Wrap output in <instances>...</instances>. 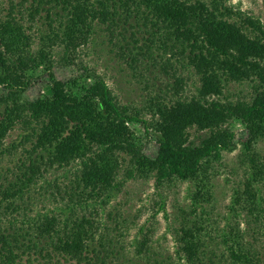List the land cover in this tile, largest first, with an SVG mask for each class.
Returning <instances> with one entry per match:
<instances>
[{
  "label": "trees",
  "instance_id": "obj_1",
  "mask_svg": "<svg viewBox=\"0 0 264 264\" xmlns=\"http://www.w3.org/2000/svg\"><path fill=\"white\" fill-rule=\"evenodd\" d=\"M33 2L28 22L47 23L37 42L24 20L12 16L14 8L0 19V151L16 130L21 143L30 144L13 180L0 184V217L1 209L19 210L14 202H24L47 175L62 172L70 179L54 181L52 212L9 229L0 225V264H16L28 251L107 264L113 241L102 213L126 181L149 178L157 187L179 181L195 188L191 210L182 212L174 230L175 258L162 264H264V157L255 149L264 143V24L227 0ZM127 27L125 48L131 45L137 55L151 48L169 54L161 69L174 79L171 97L150 99L138 110L121 105L103 78L76 62L98 30L112 36ZM136 37H147L141 47ZM57 49L78 75L57 79ZM176 63L198 77L194 95L184 94ZM43 75V93L31 98L30 87ZM245 83L248 100L226 94L229 86ZM233 125L246 135L250 177L234 193L230 212H246L247 221L244 228L228 222L215 233L198 210L211 199L215 165L236 146ZM192 132L204 136L195 143ZM145 136L156 144L153 156L145 152ZM148 242L144 236L139 256L148 254Z\"/></svg>",
  "mask_w": 264,
  "mask_h": 264
},
{
  "label": "rangeland",
  "instance_id": "obj_2",
  "mask_svg": "<svg viewBox=\"0 0 264 264\" xmlns=\"http://www.w3.org/2000/svg\"><path fill=\"white\" fill-rule=\"evenodd\" d=\"M33 1L35 0H0V19L8 17L11 8H14L12 16L17 20H24V27L30 29L29 33L37 42L47 30V23L43 19L34 25L28 22L29 11L26 10L34 5ZM227 1L264 24V0ZM126 29L127 31L121 33L119 30V33L112 36L98 30L88 45L79 50L76 62L103 78L121 105L138 110L145 108L150 99L165 95L171 97L168 88L172 86L174 79L172 73L166 75L161 69V64L170 57L169 54H158L155 48H151L147 51L144 49L137 55V51L131 50V45L125 48V43L130 39V30L128 27ZM136 38L139 41L137 46L141 47L147 37ZM62 56V51L57 49L53 57L54 73L58 80L64 81L79 73H76L73 67H66L61 61ZM133 57L135 62H131ZM181 64L176 63L177 76L182 77L185 82L184 94L192 96L199 87L198 77L189 68H181ZM46 82L47 78L43 75L32 84L28 95L31 98L38 97L43 93ZM226 94L234 100H248L251 97V89L247 83L240 86L231 85ZM232 127L236 133V146L231 152H225L221 162L215 165L211 178V199L198 210L204 223L212 227L215 233L224 229L228 222H241V227L244 228L247 221L246 212H230L234 193L241 191L244 180L250 177L247 161L243 157L246 135L241 126ZM20 135L19 130L11 133L5 141V149L0 151V184L5 185L9 179L13 180L18 163L24 160L30 148V144L21 143ZM203 136L202 133L192 132V140L195 143ZM143 141L145 152L149 156L155 155L157 147L153 138L150 140L145 136ZM255 149L264 157V143H258ZM69 179V175L62 172L47 175V182L39 183L40 186L25 197L24 202H14L19 210L11 214L10 211L1 209L3 216L0 217V225L9 229L10 223L18 225L20 221L31 222L36 215L52 212L56 206L50 196L54 181L63 185L67 184ZM194 192V186L187 182L172 181L157 187L152 178L126 181L120 191L112 196L102 213L103 221L109 228L107 237L113 241L105 259L106 263L162 264L166 259H174V230L179 227L182 212L188 213L191 210ZM235 214L238 215L235 217ZM144 236L149 241V252L139 256L137 249ZM42 255L34 257L33 253L28 251L16 264H78L62 258L57 259L51 253L43 252Z\"/></svg>",
  "mask_w": 264,
  "mask_h": 264
}]
</instances>
